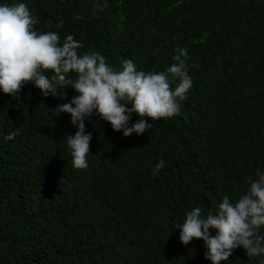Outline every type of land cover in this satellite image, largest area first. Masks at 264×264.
I'll return each mask as SVG.
<instances>
[{"label":"trees","instance_id":"obj_1","mask_svg":"<svg viewBox=\"0 0 264 264\" xmlns=\"http://www.w3.org/2000/svg\"><path fill=\"white\" fill-rule=\"evenodd\" d=\"M17 3L38 32L72 35L80 54L99 52L116 69L130 59L164 71L186 48L193 87L179 115L149 118L142 135L86 119L83 170L66 139L78 127L55 109L78 95L71 86L66 97H44L33 82L18 99L0 89V264H212L205 242L184 245L176 226L195 207L206 218L225 195L237 201L264 173V0H0ZM25 207L35 212L20 219ZM261 260L241 246L221 264Z\"/></svg>","mask_w":264,"mask_h":264},{"label":"clouds","instance_id":"obj_2","mask_svg":"<svg viewBox=\"0 0 264 264\" xmlns=\"http://www.w3.org/2000/svg\"><path fill=\"white\" fill-rule=\"evenodd\" d=\"M96 7L103 10L99 4ZM38 23L39 18L26 3L0 5V89L17 99L28 82H33L44 97L49 94L66 97L62 90L67 86L78 93L71 102L55 108L59 114L70 113L71 123L78 127L75 135L66 136L75 169L88 167L87 155L93 137L91 132H86L85 120L94 114L110 122L113 130L123 129L125 136L142 135L150 130L153 124L148 122L149 118L156 121L180 114L181 102L193 87L186 48L177 47L175 63L164 71H138L130 59L123 60L122 67L116 69L99 52L80 54L78 49L83 45L72 35L61 42L57 32H38L35 28ZM49 71L54 73L51 77L46 74ZM73 73L75 78L70 75ZM132 113L139 119L129 126ZM17 134L10 132L4 139L14 140ZM164 163L163 159L157 163L153 175L158 174ZM257 175L246 194L235 202L225 195L217 211L209 212L206 218L199 207L188 211L184 222L176 226L181 229V242L188 245L194 239H202L207 247L205 258L212 264L227 261L241 246L248 257L264 255V235L260 234L264 228V173ZM31 212L35 210L18 208L20 219L28 218ZM211 229L217 230L215 235ZM60 256L70 257L63 250Z\"/></svg>","mask_w":264,"mask_h":264}]
</instances>
